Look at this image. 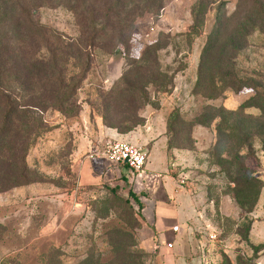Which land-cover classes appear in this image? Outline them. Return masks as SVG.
I'll list each match as a JSON object with an SVG mask.
<instances>
[{"label": "rangeland", "instance_id": "rangeland-1", "mask_svg": "<svg viewBox=\"0 0 264 264\" xmlns=\"http://www.w3.org/2000/svg\"><path fill=\"white\" fill-rule=\"evenodd\" d=\"M10 1L40 29L0 53V264H163L144 239V177L97 159L82 180L114 126L192 196L176 240L188 264L255 263L264 138L249 150L237 134L264 118L225 107L261 102L264 0ZM242 167L254 179L238 188ZM237 197L258 200L247 212Z\"/></svg>", "mask_w": 264, "mask_h": 264}, {"label": "crops", "instance_id": "crops-1", "mask_svg": "<svg viewBox=\"0 0 264 264\" xmlns=\"http://www.w3.org/2000/svg\"><path fill=\"white\" fill-rule=\"evenodd\" d=\"M138 133V130H134L126 134H121L115 129L106 128L100 131L98 138H101L103 142L108 140H130L132 142L137 138ZM90 147L91 149L92 147L97 149L100 146L95 147L92 145ZM154 149L153 153L158 156L156 148ZM149 155L147 152V159ZM97 162H99L97 159H87L83 163L82 180L89 177L88 174L90 173L88 169H90L92 164H96ZM160 162L163 163L162 158H160ZM120 167L127 168L125 166H119V169ZM152 170H149L146 166L147 174L157 173L160 177L156 180L143 179V182L145 181L144 187L147 189V196L144 197L145 202L142 210L145 219L144 239L150 251L159 253L162 257L163 264H188L184 253L181 252L182 250H186L187 245H177L176 240L177 235L184 232L188 226V222H190L193 198L187 190L180 189L177 186L172 176L163 175L159 170L154 168ZM252 217L249 239L254 246H262L253 264H264V189L261 192L260 199L252 213ZM176 224H179L181 228V232L178 234L172 231V227ZM169 241L173 242V246H168ZM181 253L183 254L182 257H180Z\"/></svg>", "mask_w": 264, "mask_h": 264}, {"label": "trees", "instance_id": "trees-1", "mask_svg": "<svg viewBox=\"0 0 264 264\" xmlns=\"http://www.w3.org/2000/svg\"><path fill=\"white\" fill-rule=\"evenodd\" d=\"M0 1L5 5V6H0V43L3 44L4 46L3 47L0 45V53L3 54L5 51H7V49H9V47H14L13 49L20 52L22 50V41L20 38L22 28H24V26L25 27L28 26V29L30 30L32 28L38 27L37 29L39 30L40 26L36 25L34 20L31 19L30 16L31 14L30 11H28V9L16 7L17 6L16 1H10V0H7L6 2L4 0H0ZM253 11L254 10H252L250 14H252ZM258 12L264 15L263 11L259 10ZM24 23L26 24L24 25ZM259 99L261 102L257 103L256 105L250 104L249 102H244L236 110H234L233 108H227L225 106L224 107L225 110L229 112V114H233L235 113V111L237 112L239 109L244 110L246 107L249 106L256 107L260 110L261 117L264 118V92H262V94L259 95ZM222 119H223L222 114H218L213 118V120H222ZM114 128H116L118 132L121 133L120 128L118 126L116 127L114 126ZM263 128H264V124H261L260 130L257 133H255L253 136L248 132L244 133L242 130H240V132L242 133L237 134L238 135L237 138L239 139L240 145L245 146L250 150L252 146L250 140L252 137L264 138V130H262ZM233 131L236 132L234 128ZM125 133L127 132H124L122 134ZM234 161L240 162L239 154H236L234 156ZM120 166H125V165H120ZM233 168L235 167L233 166ZM234 174L235 177L233 179V182L235 183V185H237L236 187L238 188L249 185L250 181L254 179L253 171L247 167L236 169V171H234ZM240 177L242 178L241 184H239ZM263 187H264V181H262V183L260 184L258 194L260 193ZM257 198L254 202H246L245 200L239 199L238 197L236 200L238 205L243 211L247 210V212H251L257 203L258 200ZM253 247H254V252H256V258H257L258 257L257 254L262 248V246L253 245Z\"/></svg>", "mask_w": 264, "mask_h": 264}, {"label": "built area", "instance_id": "built-area-1", "mask_svg": "<svg viewBox=\"0 0 264 264\" xmlns=\"http://www.w3.org/2000/svg\"><path fill=\"white\" fill-rule=\"evenodd\" d=\"M87 158L90 160L101 159L116 166L125 165L132 173H140L144 177L143 179L156 180L160 177L157 173H146L147 152L128 141L108 140L101 147L90 151ZM172 231L176 234L180 233V225H174ZM168 246H173V242L169 241Z\"/></svg>", "mask_w": 264, "mask_h": 264}]
</instances>
